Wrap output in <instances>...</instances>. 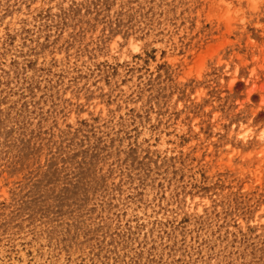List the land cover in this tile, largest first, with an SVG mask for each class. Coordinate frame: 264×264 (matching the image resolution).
<instances>
[{
  "label": "rangeland",
  "instance_id": "1",
  "mask_svg": "<svg viewBox=\"0 0 264 264\" xmlns=\"http://www.w3.org/2000/svg\"><path fill=\"white\" fill-rule=\"evenodd\" d=\"M0 264H264V0H0Z\"/></svg>",
  "mask_w": 264,
  "mask_h": 264
}]
</instances>
